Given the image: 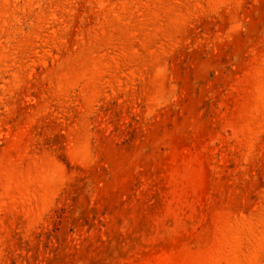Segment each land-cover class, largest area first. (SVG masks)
<instances>
[{
	"label": "rangeland",
	"instance_id": "1",
	"mask_svg": "<svg viewBox=\"0 0 264 264\" xmlns=\"http://www.w3.org/2000/svg\"><path fill=\"white\" fill-rule=\"evenodd\" d=\"M0 264H264V0H0Z\"/></svg>",
	"mask_w": 264,
	"mask_h": 264
}]
</instances>
